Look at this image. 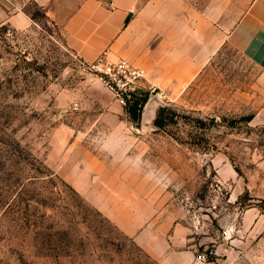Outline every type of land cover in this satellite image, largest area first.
Segmentation results:
<instances>
[{"label":"rangeland","instance_id":"obj_1","mask_svg":"<svg viewBox=\"0 0 264 264\" xmlns=\"http://www.w3.org/2000/svg\"><path fill=\"white\" fill-rule=\"evenodd\" d=\"M13 1L34 22L0 26V264H264V222L243 221L264 214L262 63L223 43L123 107L36 0Z\"/></svg>","mask_w":264,"mask_h":264},{"label":"crops","instance_id":"obj_2","mask_svg":"<svg viewBox=\"0 0 264 264\" xmlns=\"http://www.w3.org/2000/svg\"><path fill=\"white\" fill-rule=\"evenodd\" d=\"M36 1L82 61L127 59L165 91L195 77L223 43L264 67V0ZM33 22L13 0H0V26ZM248 219L257 227L264 214L251 207Z\"/></svg>","mask_w":264,"mask_h":264},{"label":"built area","instance_id":"obj_3","mask_svg":"<svg viewBox=\"0 0 264 264\" xmlns=\"http://www.w3.org/2000/svg\"><path fill=\"white\" fill-rule=\"evenodd\" d=\"M83 63L100 78L123 107L134 102L147 75L145 68L127 59L109 60L106 54L92 62Z\"/></svg>","mask_w":264,"mask_h":264},{"label":"trees","instance_id":"obj_4","mask_svg":"<svg viewBox=\"0 0 264 264\" xmlns=\"http://www.w3.org/2000/svg\"><path fill=\"white\" fill-rule=\"evenodd\" d=\"M166 110H168L166 107L162 106L158 109V112L156 114V117L154 119V124L157 126V127H163L165 122H164V115H165V112ZM132 113L134 114V116L136 117L138 114H137V108H135ZM254 118V115H250L248 117H246L245 119H247L248 121H251L252 119Z\"/></svg>","mask_w":264,"mask_h":264},{"label":"bare ground","instance_id":"obj_5","mask_svg":"<svg viewBox=\"0 0 264 264\" xmlns=\"http://www.w3.org/2000/svg\"><path fill=\"white\" fill-rule=\"evenodd\" d=\"M152 103H153V101H150V102L148 103L147 110H148L149 106H150Z\"/></svg>","mask_w":264,"mask_h":264}]
</instances>
